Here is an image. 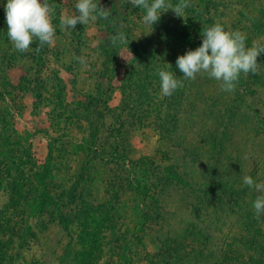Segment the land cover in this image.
Here are the masks:
<instances>
[{"label":"rangeland","instance_id":"374dc122","mask_svg":"<svg viewBox=\"0 0 264 264\" xmlns=\"http://www.w3.org/2000/svg\"><path fill=\"white\" fill-rule=\"evenodd\" d=\"M77 2L48 0L55 6L50 13L55 37L44 55L34 52L37 40L16 57L10 51H19L0 39V77L13 85L10 98H0V255H6L0 264H60L65 249L78 246L81 227L66 228L47 215L39 239L20 249V256L8 257L14 252L2 241L4 221L13 216L14 203H33L19 192L29 188L34 162L38 170L51 168L42 172L57 195L80 183L69 207H82L86 200L117 209V228L130 241L126 252L132 264H264V249L256 246L264 245V215L257 219L253 208L264 193L243 183L246 175L264 183V53L257 72L242 73L233 92L202 73L164 96L158 75L163 69L182 79L176 61L196 49L185 34L194 25L219 23L243 33L247 47L264 45V0H188L183 17L168 10L153 26L130 0H94L110 9L107 20L62 29V15H79ZM121 31L133 37L113 46L110 38ZM36 57L45 59L43 67ZM87 110L95 124L125 129L127 140L112 137L121 141L119 149L125 147L124 158L111 148V131L104 126L95 133L102 138L89 137L82 118ZM87 138L91 148L80 142ZM97 139L108 147L102 156L94 154ZM177 174L181 180L173 177ZM167 247L170 256L160 255ZM107 253L105 248L102 264ZM117 255L115 262L123 264L124 256L121 261Z\"/></svg>","mask_w":264,"mask_h":264},{"label":"trees","instance_id":"16d2710c","mask_svg":"<svg viewBox=\"0 0 264 264\" xmlns=\"http://www.w3.org/2000/svg\"><path fill=\"white\" fill-rule=\"evenodd\" d=\"M4 6H5L4 1L0 0V39L1 37L6 39L9 49H12L14 48V46L13 44H11L10 39L7 35L8 26L6 23V14H5ZM137 9L136 8L133 9V12H135L134 10L137 11ZM115 13L113 12V14ZM191 25H193V23H191ZM202 27L203 26L194 25L193 29H191L190 31L189 30L185 31V34L189 37V40L195 45L196 48L202 45V36H201V33L203 31ZM126 36L127 39L133 37L131 32L128 33ZM34 43H36V45L33 46L32 44L30 48L32 46L35 48L38 47L39 42L34 41ZM45 50H46V45L40 53H37L35 49L34 52L37 54L44 55ZM10 52L11 54H16L15 55L16 57L17 56L23 57L26 54L24 52L17 54L20 51L19 52L10 51ZM28 55L30 58L31 54L28 53ZM15 56L14 58H16ZM38 58L37 57L35 58V63L39 66V68H41L44 66L45 59L42 57H38ZM115 60H117V56L115 57ZM240 78L241 80H244L242 78V75ZM12 87L13 85L11 81H9V79H7L6 76H4L3 78L0 77V98H3L4 100L7 101V99L10 98L11 96L10 90ZM59 96H62V93H60ZM58 98L59 97H57V99ZM62 98L64 99V97ZM84 108L88 109V106L86 107L84 106ZM3 110L4 112H2L1 115H2V122L5 123L3 127L5 128L7 124V119H5L6 118L5 114H8V111L7 108ZM85 114L86 115H84L82 118H86V120L89 123L87 126L88 132L91 133L89 134V137L98 136L99 134H95V133L97 132L98 129H101V125L104 126L103 125L104 123L101 121L100 124L98 123L95 124V122L92 120V115L89 113L88 110L86 111ZM130 123L131 125L134 124L133 122ZM104 128L111 131V136L109 137L110 145L112 146L111 148L116 147V149L117 148L119 149L120 147L119 144L121 143V141L118 140L117 137H115L114 141H112V137H114L113 136L114 134H121V136H123L122 139L124 138L127 140V138L123 135L125 133V131L123 130L125 129L124 128L121 129V125L120 128L114 127V125H110V126L105 125ZM98 138H102V133H100ZM106 140L107 142H109V139ZM98 141L100 143L99 145L97 144L98 147L93 146L94 154L101 155L103 151H105L104 152L105 154L106 151H108V147L101 146L102 144L101 140ZM80 142H85L86 146L89 145V147L91 148V143L89 142L88 138ZM121 148L122 149H119L120 154L117 155H119L120 158H124L125 154L123 149H125V147L121 146ZM111 154L112 155L110 154L109 155L112 158L117 157V155H114L113 152ZM125 161H128V159ZM36 166H37L36 162L30 165L29 170L31 171V173H33V176L26 178L27 180H29L28 181V184H30V186H28L29 188H25V192L22 193L19 192L25 198L33 199V203H14L13 216L9 215L6 221H4L6 228L5 230H3V233L6 236V238H4L2 241L4 242L5 245H7L8 251L12 250L14 252V254L8 255V257L13 260L14 257L20 256L19 254L20 249H23L28 243H31V241L39 239L40 231L47 229V224H45L46 222L43 221V219H45L47 215H50L51 217L52 215H54V219L58 220L57 223L66 228L74 226L76 224L81 227V232L77 239L78 246L76 247L74 244H72L70 247L68 246V248L65 249V252L68 251V249L69 252L63 254V256L60 259V264H102L103 262L102 258L105 248L108 251L107 253L108 258L104 261V264H118L119 262L118 263L115 262L116 254H118L117 256L120 258L121 261L123 260V256H124L125 260L123 264H132L131 256H128L126 252V249H128V246L130 244V241L127 235H125L124 232L122 233V231L119 232L117 228L116 219L114 216L116 215L117 209L113 208L112 204L88 203L86 200H83L85 203L81 204L82 207H77V206L69 207L70 203L68 199L75 198L74 193H78V190L81 187L80 183H77L73 185V187L68 188L70 190L65 191L66 194L57 195L56 190L53 189L54 186L52 182H50L47 179V176L44 174V172H42L43 169V171H47L48 173L49 172L51 173V168L48 165H41L40 166L41 169L38 170V167ZM18 167H19V172L22 171V168L20 166ZM20 174L23 175V177L25 178L24 172H21ZM51 177L52 175L50 174V178ZM173 177L181 180V177L178 174ZM26 179H23L24 185H26ZM65 200L68 203H66ZM27 211L30 212L28 216L26 215ZM29 219L34 221L31 223V221L29 222ZM10 232L12 234H10ZM141 239L142 238L140 237V241L143 242ZM16 240H18L17 243ZM256 246H257V250L264 249V245L261 243H256ZM162 251L163 253L161 252L160 255L162 254V255L170 256L169 247L163 249ZM233 253L236 256L240 255V253L236 251ZM225 257L220 256V259H224ZM228 258L229 257L227 256L226 259ZM251 259H254L253 255ZM0 260L2 262H5L6 255L5 254L0 255ZM187 264H192V262L188 261Z\"/></svg>","mask_w":264,"mask_h":264},{"label":"clouds","instance_id":"9594fccd","mask_svg":"<svg viewBox=\"0 0 264 264\" xmlns=\"http://www.w3.org/2000/svg\"><path fill=\"white\" fill-rule=\"evenodd\" d=\"M135 7L145 11L143 22L153 26L161 15L172 10L177 17H183L185 9L190 7L188 0H179L172 4L170 0H130ZM5 7L7 35L14 49L27 52L34 40L39 42L35 48L40 53L45 45L54 42L55 28L50 18L54 5L48 0H7ZM79 15L61 16V28L75 29L77 24L87 25L95 22L98 17L107 20L110 9L99 6L94 0H78L75 5ZM202 45L195 50H189L178 57L176 65L183 73L182 79L166 70H159L161 91L164 96H170L175 90L183 87V80H195L198 74L206 73L209 78L220 82L222 91L233 92L237 87L240 75L255 74L258 70V56L264 53V45L253 43L246 46V36L240 31H227L217 23L203 28L201 33ZM113 46L127 44L124 32H118L111 38ZM76 59L84 64L83 57ZM243 183L259 193H264V183H256L251 176H244ZM256 218L264 215V195H260L253 202Z\"/></svg>","mask_w":264,"mask_h":264}]
</instances>
